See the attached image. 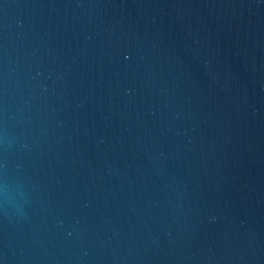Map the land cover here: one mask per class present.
<instances>
[{"label": "water", "instance_id": "95a60500", "mask_svg": "<svg viewBox=\"0 0 264 264\" xmlns=\"http://www.w3.org/2000/svg\"><path fill=\"white\" fill-rule=\"evenodd\" d=\"M0 264H264V0H0Z\"/></svg>", "mask_w": 264, "mask_h": 264}, {"label": "clouds", "instance_id": "9594fccd", "mask_svg": "<svg viewBox=\"0 0 264 264\" xmlns=\"http://www.w3.org/2000/svg\"><path fill=\"white\" fill-rule=\"evenodd\" d=\"M12 140L9 138L7 130L0 133V144L5 147H12ZM18 191L9 190L8 179L0 181V208L6 215L14 217H24L27 214L26 206L29 203L30 194L24 191V184L18 181Z\"/></svg>", "mask_w": 264, "mask_h": 264}]
</instances>
